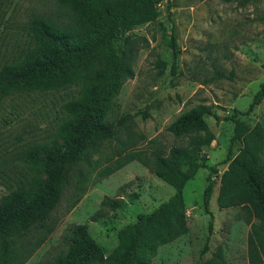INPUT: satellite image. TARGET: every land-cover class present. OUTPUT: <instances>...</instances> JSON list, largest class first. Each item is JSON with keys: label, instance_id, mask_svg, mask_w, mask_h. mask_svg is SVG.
<instances>
[{"label": "rangeland", "instance_id": "1", "mask_svg": "<svg viewBox=\"0 0 264 264\" xmlns=\"http://www.w3.org/2000/svg\"><path fill=\"white\" fill-rule=\"evenodd\" d=\"M0 2V67L27 47L31 19L43 17L57 24L70 19L57 0ZM159 9L156 23L132 33L138 38L135 77L124 82L107 108L106 118L116 125L115 136L72 169L71 182L48 225L18 240L7 258L0 253V264H52L67 252L68 231L74 225L87 227L105 253L103 264H109L120 247L119 231L175 193L156 175V162L160 157L170 158L172 149L187 146L191 136H175L169 127L199 105L212 106L219 117L207 118L214 136L203 152L208 168L199 170L185 187L186 233L159 247L152 264H200L212 259L250 264L252 224L247 208L238 204L227 182L225 161L234 136L231 118L235 110L243 114L249 110L264 83V0H164ZM173 26L181 49L174 71ZM78 97L77 86L0 97V201L29 172L22 162L27 150L58 140V129L66 117L64 106ZM240 118L264 131V102ZM241 148L236 144L235 155ZM211 167H217L218 173H211ZM110 170L114 173L107 175ZM210 174L214 228L210 251L202 256L209 236L204 192ZM106 199L118 203V208L103 206ZM39 243L30 257L20 252L21 245L32 249Z\"/></svg>", "mask_w": 264, "mask_h": 264}, {"label": "trees", "instance_id": "2", "mask_svg": "<svg viewBox=\"0 0 264 264\" xmlns=\"http://www.w3.org/2000/svg\"><path fill=\"white\" fill-rule=\"evenodd\" d=\"M164 0H57L70 19L64 24L43 17L28 22L29 42L17 56L0 67V97L23 91L53 92L69 86L79 88V97L68 101L66 117L52 145L34 144L22 157L29 171L18 178L16 189L0 201V253L7 258L18 240L32 229L45 228L60 205L70 172L89 155L99 151L104 141L116 134V125L107 118V108L119 95L124 82L135 77L133 59L137 39L133 31L156 23ZM0 2V25L3 20ZM118 42L120 44L118 45ZM173 71L181 53L176 28L171 34ZM264 102V83L243 114L235 110L232 146L225 163V177L239 205L248 210L252 224L249 235L250 264H264V131L255 130L240 116L251 114ZM216 116L212 106L199 105L174 121L169 131L175 136L190 135L187 146L174 148L170 158L160 157L156 175L174 188L175 193L149 214L118 233L120 247L109 264H152L158 248L186 233L184 190L199 170L208 168L204 148L214 140L208 117ZM240 143V153L234 148ZM218 173L217 167L210 168ZM114 173L108 171L107 175ZM85 181V179H83ZM204 192V209L210 216L209 236L201 252L210 251L214 215L212 174ZM79 199L73 203L77 206ZM103 206L118 208L106 199ZM40 243L22 253L30 257ZM102 247L86 226L74 225L68 231V250L52 264H103ZM200 264H224L207 260Z\"/></svg>", "mask_w": 264, "mask_h": 264}]
</instances>
